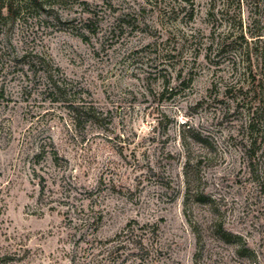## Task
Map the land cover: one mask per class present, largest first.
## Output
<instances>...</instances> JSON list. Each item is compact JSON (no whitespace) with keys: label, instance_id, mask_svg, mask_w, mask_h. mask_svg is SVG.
I'll list each match as a JSON object with an SVG mask.
<instances>
[{"label":"rangeland","instance_id":"1","mask_svg":"<svg viewBox=\"0 0 264 264\" xmlns=\"http://www.w3.org/2000/svg\"><path fill=\"white\" fill-rule=\"evenodd\" d=\"M255 1L0 0V264H264V139L210 49Z\"/></svg>","mask_w":264,"mask_h":264},{"label":"trees","instance_id":"2","mask_svg":"<svg viewBox=\"0 0 264 264\" xmlns=\"http://www.w3.org/2000/svg\"><path fill=\"white\" fill-rule=\"evenodd\" d=\"M238 1L241 4V0ZM255 8L258 10L253 13L249 11L247 20L241 16L238 23L225 19L227 31L215 37L210 45L217 58L225 54L229 57L232 71H241L243 75L242 80L236 82L241 91L237 100L247 106L245 139L248 144L245 152L249 154H255L258 143L264 139L261 131L264 126V0H256ZM220 20L222 24L225 21L221 17ZM223 237L228 241L231 234L224 232Z\"/></svg>","mask_w":264,"mask_h":264}]
</instances>
